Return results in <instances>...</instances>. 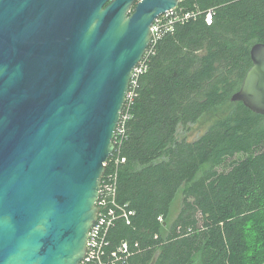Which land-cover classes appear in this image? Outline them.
Here are the masks:
<instances>
[{
    "label": "water",
    "instance_id": "95a60500",
    "mask_svg": "<svg viewBox=\"0 0 264 264\" xmlns=\"http://www.w3.org/2000/svg\"><path fill=\"white\" fill-rule=\"evenodd\" d=\"M180 0H0V264H80L134 71ZM231 101L264 116V43Z\"/></svg>",
    "mask_w": 264,
    "mask_h": 264
},
{
    "label": "trees",
    "instance_id": "16d2710c",
    "mask_svg": "<svg viewBox=\"0 0 264 264\" xmlns=\"http://www.w3.org/2000/svg\"><path fill=\"white\" fill-rule=\"evenodd\" d=\"M178 9L198 15L162 29L130 84L112 157L125 158L116 201L133 215L110 228L105 263L126 243L118 264H264V116L231 101L264 43V0H180Z\"/></svg>",
    "mask_w": 264,
    "mask_h": 264
},
{
    "label": "built area",
    "instance_id": "2783aa9c",
    "mask_svg": "<svg viewBox=\"0 0 264 264\" xmlns=\"http://www.w3.org/2000/svg\"><path fill=\"white\" fill-rule=\"evenodd\" d=\"M141 1V0H139ZM179 7V6H178ZM175 8L170 10L165 15L161 16L159 19L156 20L155 24L151 29V43L145 54L142 62L134 71L133 78L131 84L133 87L137 84V78L140 74L143 73L147 57L149 55V50L151 45L155 44L159 39L160 33L162 32L163 28L171 29L174 24L181 23L184 24L185 22L190 21L191 19L197 17V13L195 12H183L182 9ZM213 13L209 11L207 13L206 21L207 24L210 25L212 23ZM133 91L127 95V108H129L130 103L133 98ZM125 104V105H126ZM129 119L128 111H126L121 116L120 123L117 128L116 135L118 131L122 134L125 130L126 121ZM116 139V137H115ZM115 141V140H114ZM113 156V155H112ZM111 156V157H112ZM110 157V158H111ZM120 162H125V158L119 157H112V159L108 161L106 164L108 167H111V171L105 172V175L102 178L100 191H99V199L97 202V219L95 224L92 226L91 230L89 231L88 241H87V252L83 261L80 264H106L104 257L106 256L105 248L109 245L107 240V235L110 230L114 226V223L122 218L125 219L126 222L130 223V216L133 215V212H128L126 207L121 206L116 201V192H117V182H118V165ZM114 260L112 264H118L119 262H125L127 257L129 256V247L126 243H124L117 253H113Z\"/></svg>",
    "mask_w": 264,
    "mask_h": 264
},
{
    "label": "rangeland",
    "instance_id": "374dc122",
    "mask_svg": "<svg viewBox=\"0 0 264 264\" xmlns=\"http://www.w3.org/2000/svg\"><path fill=\"white\" fill-rule=\"evenodd\" d=\"M227 112L228 109L225 107L217 114H207L204 116L196 125L191 126L190 130L187 132V139L189 141L198 139L218 118L224 116ZM177 206L179 205L177 204Z\"/></svg>",
    "mask_w": 264,
    "mask_h": 264
}]
</instances>
